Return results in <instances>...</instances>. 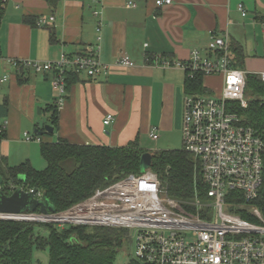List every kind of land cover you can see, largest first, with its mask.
<instances>
[{"label": "crops", "instance_id": "0c3cea01", "mask_svg": "<svg viewBox=\"0 0 264 264\" xmlns=\"http://www.w3.org/2000/svg\"><path fill=\"white\" fill-rule=\"evenodd\" d=\"M239 2L245 7V16L236 9ZM50 16L52 23L37 25V19ZM99 20V57L108 65L107 73L94 77L79 73L57 109V130L39 134L46 123L40 127L37 115L49 116L45 108L53 105L52 73L32 68L15 71L7 60L44 62L56 60L62 53L77 54L96 43ZM213 33H227L229 46L242 48L241 69L256 74L264 71V0H171L162 6L156 0H4L0 128L5 136L0 140V152L7 165L28 160L29 154L21 147L30 142L24 133L47 142L61 138L86 145L123 146L137 140L148 149L141 141L146 138L154 142L150 151L170 149L171 135L179 132L181 136L187 76L180 68L153 65L151 57L159 54L186 60L193 49L205 56ZM122 54L135 65L118 64ZM230 56L233 61L231 52ZM7 72L8 78L1 81ZM203 85L207 94L218 93L222 77L206 75ZM107 113L114 119L105 125ZM153 129L158 132L156 140L149 138Z\"/></svg>", "mask_w": 264, "mask_h": 264}, {"label": "built area", "instance_id": "2783aa9c", "mask_svg": "<svg viewBox=\"0 0 264 264\" xmlns=\"http://www.w3.org/2000/svg\"><path fill=\"white\" fill-rule=\"evenodd\" d=\"M170 3L156 0L158 6ZM236 9L246 15L242 2ZM53 20V16L41 17L37 25ZM101 24L99 20L96 25V43L77 54L62 53L53 61L9 59L7 63L15 71L32 68L52 73L53 105L59 109L65 101L67 71L89 77L107 73L108 65L99 57ZM206 51L202 56L193 49L186 60H170L159 54L151 57L153 65L180 68L188 78L196 73L222 77L218 93L186 94L183 99L182 148L199 162L205 188L203 197L196 195L186 203L189 210L168 196L148 167L95 189L64 210L0 214V219L52 223L59 229L70 225L126 229L128 239L134 242V260L142 264H264V219L253 204L263 181L264 133L245 125L234 110L235 104H247L244 90L248 72L232 65L227 33L211 34ZM117 63L135 65L126 54ZM257 74L264 83V71ZM8 75L4 73L1 81ZM113 119V114L107 113L103 124ZM149 138H158L156 129L149 132ZM24 139L42 141L28 133ZM34 198L42 199L41 193L36 191ZM239 208H245L251 219L240 217L236 212Z\"/></svg>", "mask_w": 264, "mask_h": 264}, {"label": "trees", "instance_id": "16d2710c", "mask_svg": "<svg viewBox=\"0 0 264 264\" xmlns=\"http://www.w3.org/2000/svg\"><path fill=\"white\" fill-rule=\"evenodd\" d=\"M3 15L4 0H0V22ZM50 38L53 41L54 35L51 34ZM229 50L232 65L243 68L242 48L230 43ZM204 76L196 73L193 78L187 77L186 93L207 94ZM78 78L79 73L66 72V91ZM244 93L246 106L235 104L234 110L245 125L264 133V83L258 74L246 75ZM45 110L50 112V124L54 131L57 130V109L48 105ZM4 136L1 128L0 140ZM145 152L152 156L149 169L157 175L168 196L179 201L185 209H190L186 203L196 195L204 196L200 165L192 155L182 147L150 151L142 148L137 140L123 146L74 144L61 138L56 142L41 141L40 154L46 162L41 170L33 168L28 160L9 166L0 152V188L7 195L16 188L35 189L54 210L61 211L85 199L97 188L125 175L141 173L140 157ZM253 204L264 219V152L263 181ZM236 212L242 218L251 219L245 208ZM127 240L128 232L122 228L70 225L59 229L52 223L0 219V264H34V261L43 264L42 258L34 256L37 253L47 256L46 264H115L116 255ZM127 264L142 263L132 259Z\"/></svg>", "mask_w": 264, "mask_h": 264}, {"label": "water", "instance_id": "95a60500", "mask_svg": "<svg viewBox=\"0 0 264 264\" xmlns=\"http://www.w3.org/2000/svg\"><path fill=\"white\" fill-rule=\"evenodd\" d=\"M54 130L51 124H44L43 131H38L39 134L43 132L52 133ZM152 156L149 152H145L140 157L139 168L140 171H145L151 164ZM2 184V179L0 177V186ZM37 190L26 191L22 188H16L11 194L7 195L2 192L0 188V214H16L27 210L39 209L40 212H47L48 210H54L53 206L49 204L46 200L35 199L34 195ZM37 257H41L45 262H47V256L44 253H37Z\"/></svg>", "mask_w": 264, "mask_h": 264}, {"label": "rangeland", "instance_id": "374dc122", "mask_svg": "<svg viewBox=\"0 0 264 264\" xmlns=\"http://www.w3.org/2000/svg\"><path fill=\"white\" fill-rule=\"evenodd\" d=\"M38 124L41 127L44 123H50L48 113L37 115ZM170 149H179L182 147L181 136L178 133H174L170 137ZM142 143L150 149L153 146V141L143 138ZM25 154H29L28 160L33 168L41 170L45 168L46 162L40 154V142L32 140L25 145L21 146ZM36 256V254L34 255ZM134 259V242L128 239L127 242L123 244L120 251L116 255L115 264H127L130 260ZM34 264L35 263L34 261Z\"/></svg>", "mask_w": 264, "mask_h": 264}]
</instances>
